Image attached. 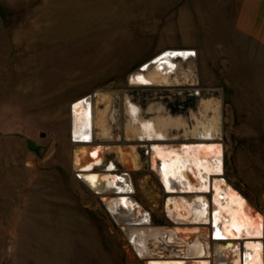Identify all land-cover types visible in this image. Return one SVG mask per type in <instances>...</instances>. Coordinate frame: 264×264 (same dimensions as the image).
Returning <instances> with one entry per match:
<instances>
[{
	"label": "rangeland",
	"instance_id": "rangeland-1",
	"mask_svg": "<svg viewBox=\"0 0 264 264\" xmlns=\"http://www.w3.org/2000/svg\"><path fill=\"white\" fill-rule=\"evenodd\" d=\"M240 2L0 0V264H146L75 173L71 108L84 95L96 96L93 142L108 148L94 169L128 173L155 226L176 225L170 195L149 160L153 136L130 131L161 116L191 130L218 115L223 179L264 215V4ZM167 48L195 54L171 57L165 81L150 63L153 84H136ZM174 123L173 142L193 138Z\"/></svg>",
	"mask_w": 264,
	"mask_h": 264
},
{
	"label": "bare ground",
	"instance_id": "bare-ground-1",
	"mask_svg": "<svg viewBox=\"0 0 264 264\" xmlns=\"http://www.w3.org/2000/svg\"><path fill=\"white\" fill-rule=\"evenodd\" d=\"M177 50L180 49L167 48L155 55L154 63L158 67L151 68L149 74L158 76L161 81L167 80L170 73L167 67L175 65L170 54ZM164 51L166 54L158 56ZM135 74L138 77L137 82L134 81L136 84H153L142 71ZM84 96L77 99L70 115L72 130L78 138L89 134L86 126L89 103L82 99ZM206 103L209 108L212 102ZM129 107L134 111L136 106L131 103ZM173 121L176 127L184 128L194 139L190 136L192 139L173 142L176 139L169 138L165 131ZM184 124L179 118L161 116L140 120L137 128L130 131L144 139L150 135L154 138L149 160L170 195L166 209L175 226H155L150 215L131 196H120L127 193L124 191L134 189L128 173H119L113 166L104 171L94 169L93 165L108 149L104 144H95L91 148L83 144L84 141L77 142L74 164L81 168L82 181L95 193L122 192L118 198L103 196V199L114 217L124 224L128 240L137 254L146 259V264H264V215L223 179L224 147L218 138V115L208 117L203 113L191 130L183 127ZM119 153L125 158L122 150ZM219 240L225 241L221 243ZM241 240L243 246L238 243Z\"/></svg>",
	"mask_w": 264,
	"mask_h": 264
},
{
	"label": "built area",
	"instance_id": "built-area-1",
	"mask_svg": "<svg viewBox=\"0 0 264 264\" xmlns=\"http://www.w3.org/2000/svg\"><path fill=\"white\" fill-rule=\"evenodd\" d=\"M166 52L167 51H164V52H162L161 54H159L158 56H160V55H163V54H166ZM195 54V50H193V49H181V50H177V51H174L173 53H171L170 55V57H174V59H177V58H182L183 60H185V59H187V58H190V57H192L193 55ZM157 56V57H158ZM165 56V55H164ZM156 58V57H155ZM155 58L154 59H152V62H147V63H145V64H143L142 66H140V71H145V70H147V66L148 65H150V63H152L154 66H157L156 65V63H154V61L153 60H155ZM176 68V65H174V66H172V68H168L167 67V72H170V73H173L174 72V69ZM169 73V74H170ZM96 96L95 95H85L82 99H86L87 100V102L89 103V106H88V124L86 125L87 126V128H88V130H89V134H88V136H82V137H80V138H78V137H76V135L74 134V132H73V130L72 129H70L71 131H70V135H71V140L73 141V143H77V142H79V141H84L85 142V144L87 145V146H91V148L93 147V145H95L96 143L95 142H93V117H92V115H91V110H92V107H93V100H94V98H95ZM77 103V100L76 101H74L73 102V104H72V110L74 109V105ZM138 112V111H137ZM137 112H134L133 114H135V115H137ZM152 146V145H151ZM81 168L80 167H77V169H76V171H75V173H76V175H77V177L82 181V179H81V176H80V173L82 172L81 170H80ZM166 189V188H165ZM134 191L133 190H131V192L129 193V192H127V193H123V194H121L120 196H123L124 198L126 197V198H128V197H130L131 196V194L133 193ZM95 193V192H94ZM168 193V192H167ZM95 194H98V193H95ZM118 195L120 194V193H117ZM99 195V197H100V200L102 201V203L104 204V206L106 207V209L110 212V215L115 219V221H116V218L114 217V215L111 213V211L107 208V206L105 205V203L103 202V196L104 195H101V194H98ZM147 214H149L147 211H145ZM117 222V221H116ZM120 224V223H119ZM121 227H122V225H121ZM187 259V258H186Z\"/></svg>",
	"mask_w": 264,
	"mask_h": 264
},
{
	"label": "crops",
	"instance_id": "crops-1",
	"mask_svg": "<svg viewBox=\"0 0 264 264\" xmlns=\"http://www.w3.org/2000/svg\"><path fill=\"white\" fill-rule=\"evenodd\" d=\"M240 3L244 4H264V0H241Z\"/></svg>",
	"mask_w": 264,
	"mask_h": 264
},
{
	"label": "water",
	"instance_id": "water-1",
	"mask_svg": "<svg viewBox=\"0 0 264 264\" xmlns=\"http://www.w3.org/2000/svg\"><path fill=\"white\" fill-rule=\"evenodd\" d=\"M124 192H131V190H129V191L126 190ZM116 193H122V192L121 191H119V192L116 191ZM186 260H189V259L187 258Z\"/></svg>",
	"mask_w": 264,
	"mask_h": 264
}]
</instances>
